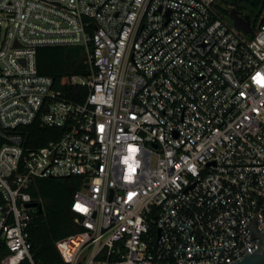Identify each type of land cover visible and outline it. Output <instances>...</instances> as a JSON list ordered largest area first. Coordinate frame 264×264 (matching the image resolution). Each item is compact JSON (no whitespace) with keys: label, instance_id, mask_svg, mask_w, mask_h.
Masks as SVG:
<instances>
[{"label":"built area","instance_id":"obj_1","mask_svg":"<svg viewBox=\"0 0 264 264\" xmlns=\"http://www.w3.org/2000/svg\"><path fill=\"white\" fill-rule=\"evenodd\" d=\"M237 1L0 0V264H40L29 190L71 177L82 230L57 242L63 264H234L260 249L264 9L246 34ZM40 48L80 50L82 102L39 74Z\"/></svg>","mask_w":264,"mask_h":264},{"label":"trees","instance_id":"obj_2","mask_svg":"<svg viewBox=\"0 0 264 264\" xmlns=\"http://www.w3.org/2000/svg\"><path fill=\"white\" fill-rule=\"evenodd\" d=\"M244 2V3H243ZM237 10L253 19L264 9V0H238ZM73 49L40 48L37 52V69L40 75L52 77L55 87L65 95L82 102L86 90L70 87V77L80 74L82 63ZM48 132L47 130H43ZM49 138L43 136L37 142L44 144ZM82 188V179H37L29 192L42 208V213L35 214L34 222L29 229L32 253L40 264H63L56 244L61 239L79 233L82 228L75 223L76 214L71 211L74 196ZM9 254L5 242L0 237V260Z\"/></svg>","mask_w":264,"mask_h":264},{"label":"water","instance_id":"obj_3","mask_svg":"<svg viewBox=\"0 0 264 264\" xmlns=\"http://www.w3.org/2000/svg\"><path fill=\"white\" fill-rule=\"evenodd\" d=\"M231 19L234 22V26L238 29L243 31L244 33L248 34L251 32V21H250V17L246 16L244 18L239 17L238 11L237 10H233L231 12ZM31 206L36 207V204H31ZM38 207V212L42 213V208ZM261 247L260 249L251 254V255H247L244 258H242L241 260L235 262L234 264H264V236H261Z\"/></svg>","mask_w":264,"mask_h":264},{"label":"rangeland","instance_id":"obj_4","mask_svg":"<svg viewBox=\"0 0 264 264\" xmlns=\"http://www.w3.org/2000/svg\"><path fill=\"white\" fill-rule=\"evenodd\" d=\"M73 53L74 54H76L77 56H79V60H78V62L80 63H82V57L80 56V50H78V49H73Z\"/></svg>","mask_w":264,"mask_h":264},{"label":"snow or ice","instance_id":"obj_5","mask_svg":"<svg viewBox=\"0 0 264 264\" xmlns=\"http://www.w3.org/2000/svg\"><path fill=\"white\" fill-rule=\"evenodd\" d=\"M258 82L264 84V79H261Z\"/></svg>","mask_w":264,"mask_h":264}]
</instances>
